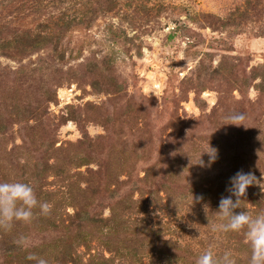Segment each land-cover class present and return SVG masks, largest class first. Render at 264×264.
<instances>
[{"label":"rangeland","instance_id":"374dc122","mask_svg":"<svg viewBox=\"0 0 264 264\" xmlns=\"http://www.w3.org/2000/svg\"><path fill=\"white\" fill-rule=\"evenodd\" d=\"M237 170L264 177V0H0V182L50 205L0 225V264H248L208 228Z\"/></svg>","mask_w":264,"mask_h":264},{"label":"clouds","instance_id":"9594fccd","mask_svg":"<svg viewBox=\"0 0 264 264\" xmlns=\"http://www.w3.org/2000/svg\"><path fill=\"white\" fill-rule=\"evenodd\" d=\"M246 119L245 113L234 112L227 116L230 122L226 124L244 125ZM202 153L208 155L207 163L201 159ZM217 159L218 149L208 144V150L199 153L196 163L201 167H210ZM254 185L264 188V177H257L251 170L247 172L237 170L229 177L225 189L229 195L221 196L218 211L214 213L218 221L209 223L208 228L217 235L242 231L251 249L248 264H264V212L253 215L246 210L234 211L242 208L241 202L244 201L242 198L247 196V189ZM196 199L200 200L202 197L198 196ZM37 206L43 213H47L50 208L47 202L38 201L32 184L23 181L0 182V225L10 227L14 220L30 221L34 214L33 209ZM37 264L48 262L40 258ZM195 264H237V259L231 250H225L221 255H217L210 246L198 255Z\"/></svg>","mask_w":264,"mask_h":264},{"label":"trees","instance_id":"16d2710c","mask_svg":"<svg viewBox=\"0 0 264 264\" xmlns=\"http://www.w3.org/2000/svg\"><path fill=\"white\" fill-rule=\"evenodd\" d=\"M77 217H78V218H77L78 221H82V220H83V217H85V216H82V215L80 216V215H78Z\"/></svg>","mask_w":264,"mask_h":264}]
</instances>
